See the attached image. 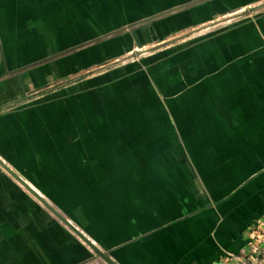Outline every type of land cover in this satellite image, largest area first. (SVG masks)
<instances>
[{
  "label": "crops",
  "instance_id": "crops-1",
  "mask_svg": "<svg viewBox=\"0 0 264 264\" xmlns=\"http://www.w3.org/2000/svg\"><path fill=\"white\" fill-rule=\"evenodd\" d=\"M0 160L54 210L0 164V264L244 249L264 211V0H0Z\"/></svg>",
  "mask_w": 264,
  "mask_h": 264
},
{
  "label": "built area",
  "instance_id": "built-area-1",
  "mask_svg": "<svg viewBox=\"0 0 264 264\" xmlns=\"http://www.w3.org/2000/svg\"><path fill=\"white\" fill-rule=\"evenodd\" d=\"M216 264H264V211L249 227L245 248L227 252Z\"/></svg>",
  "mask_w": 264,
  "mask_h": 264
},
{
  "label": "water",
  "instance_id": "water-1",
  "mask_svg": "<svg viewBox=\"0 0 264 264\" xmlns=\"http://www.w3.org/2000/svg\"><path fill=\"white\" fill-rule=\"evenodd\" d=\"M0 164L7 170L9 171L10 174H12L20 183H22L30 192H32L37 198H39L43 204H46L50 210L54 212V210L48 205V203L43 200L38 193H36L28 184H26L17 174H15L4 162L0 160ZM69 227H72L70 224L65 222Z\"/></svg>",
  "mask_w": 264,
  "mask_h": 264
},
{
  "label": "rangeland",
  "instance_id": "rangeland-1",
  "mask_svg": "<svg viewBox=\"0 0 264 264\" xmlns=\"http://www.w3.org/2000/svg\"><path fill=\"white\" fill-rule=\"evenodd\" d=\"M174 8H172V10H173ZM240 15H242V14H240ZM137 52V51H136ZM27 67H30V66H27ZM19 71V70H18ZM0 168H3L1 165H0ZM18 182V181H17ZM18 186L23 190V191H25L26 192V194H28V196H30V197H32L33 198V200L34 201H36L38 204H43L42 203V201L39 199V198H37V197H35L34 195H33V193L32 192H30L22 183H20V182H18ZM41 197V196H40ZM42 198V197H41ZM43 200H45L46 201V199H44V198H42ZM48 204H51L49 201H46Z\"/></svg>",
  "mask_w": 264,
  "mask_h": 264
}]
</instances>
